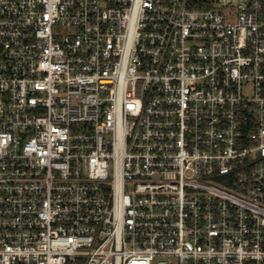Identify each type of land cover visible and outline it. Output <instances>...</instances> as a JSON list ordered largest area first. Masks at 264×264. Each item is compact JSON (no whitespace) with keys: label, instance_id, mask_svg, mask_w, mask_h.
I'll return each mask as SVG.
<instances>
[{"label":"built area","instance_id":"2783aa9c","mask_svg":"<svg viewBox=\"0 0 264 264\" xmlns=\"http://www.w3.org/2000/svg\"><path fill=\"white\" fill-rule=\"evenodd\" d=\"M0 264H264V0H0Z\"/></svg>","mask_w":264,"mask_h":264},{"label":"rangeland","instance_id":"374dc122","mask_svg":"<svg viewBox=\"0 0 264 264\" xmlns=\"http://www.w3.org/2000/svg\"><path fill=\"white\" fill-rule=\"evenodd\" d=\"M226 3H230V4H235L236 2H237V0H224ZM214 7L215 8H217V9H219V10H221L222 8V3L220 2V3H215L214 4ZM60 33L62 34V32H61V30H60Z\"/></svg>","mask_w":264,"mask_h":264}]
</instances>
